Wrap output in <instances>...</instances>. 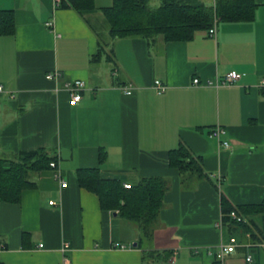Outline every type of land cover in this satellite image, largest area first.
<instances>
[{
    "label": "crops",
    "instance_id": "obj_1",
    "mask_svg": "<svg viewBox=\"0 0 264 264\" xmlns=\"http://www.w3.org/2000/svg\"><path fill=\"white\" fill-rule=\"evenodd\" d=\"M255 1L253 22H219L216 38L203 31L190 42H165L113 41L102 13L113 0H95L96 10L85 14L55 0H0V11L16 20L14 34L0 35V155L48 149L57 157V169L34 175L37 187L24 190L19 204L0 203V263L218 264L209 251L235 239L226 264H264L262 243L217 226L222 195L234 206L264 199V0ZM100 43L113 49V61L93 62ZM50 72L62 76L51 80ZM230 72L241 79L217 87ZM75 80L86 88L73 104L65 85ZM218 127L230 150L211 137ZM181 143L201 158L207 178L169 167V151ZM94 167L130 186L167 180L151 246H134L138 226L79 187L77 169ZM250 220L262 227L261 216ZM150 250L164 255L145 260Z\"/></svg>",
    "mask_w": 264,
    "mask_h": 264
},
{
    "label": "trees",
    "instance_id": "obj_2",
    "mask_svg": "<svg viewBox=\"0 0 264 264\" xmlns=\"http://www.w3.org/2000/svg\"><path fill=\"white\" fill-rule=\"evenodd\" d=\"M151 0H113L112 6L102 9L109 27L110 38L115 41L125 38H142L165 42H190L196 33L208 32L215 18L219 22L247 23L256 19L259 5L255 0H215V6H207L199 0H159L160 5L153 8ZM62 9H73L79 14L96 10L95 0H60ZM16 30L15 14L11 10L0 11V35H11ZM102 45L93 62L104 56L113 61V49ZM106 160V152L101 149L99 163ZM52 162L57 157L48 149L22 151L14 158L0 155V203L19 204L24 190L37 187L33 176L43 171L52 170ZM169 167L177 170L180 176L207 178L201 158H196L183 143L169 151ZM77 183L98 196L101 209L117 213L127 222L136 224L140 236L137 247H149L154 241L155 224L164 205L168 182L162 177H146L125 188L123 181L102 175L100 167L79 168L76 171ZM223 223L233 230L249 233L255 243L264 242V199L258 204L232 205L222 195ZM236 212L249 220L254 216L262 217V227L246 222H237L230 217ZM28 234H23V244ZM6 249L3 245L2 250ZM156 251H144V259L149 261L162 258ZM3 264V263H0Z\"/></svg>",
    "mask_w": 264,
    "mask_h": 264
},
{
    "label": "built area",
    "instance_id": "obj_3",
    "mask_svg": "<svg viewBox=\"0 0 264 264\" xmlns=\"http://www.w3.org/2000/svg\"><path fill=\"white\" fill-rule=\"evenodd\" d=\"M56 5L60 4V0H55ZM218 23L219 20L217 18H215L213 26L210 28V30L208 31V35L211 38H216L217 35V27H218ZM62 76V74L60 72H50L48 73L47 77L51 80H57ZM241 79V75L237 72H230L227 75H225L222 79L217 80L215 85L218 87L220 84L222 85H228V84H233L238 82ZM194 84L198 85L200 84V80L199 79H195L194 80ZM207 85H212V82H208ZM260 87L264 89V78L261 81ZM86 88V83L82 80H75L73 82H69L65 85V89L69 94V97L71 99V102L73 104L78 103L82 100V92L85 90ZM156 88L157 90L161 93L165 90V86H163L160 82H156ZM128 90V89H127ZM126 93H129L130 90L127 91ZM0 92H3V88L0 87ZM226 131L221 128L218 127L215 130L212 131L211 133V137L218 139V141H220V137L222 135H225ZM221 146L225 149L230 150L231 149V145L229 142L227 141H220ZM51 167L53 169H57V163L56 162H52L51 163ZM55 178L57 180H59L62 184V186L66 185V182L64 180H62L59 172L55 173ZM130 185L125 184V188H129ZM50 205H56V203L54 201L50 202ZM230 217L233 220H236L237 222H245L246 219L242 218L241 216H239L236 212H231L230 213ZM218 227H223L224 223L223 220L221 219V221L217 224ZM263 244V243H262ZM260 245L261 248H264V244ZM237 242L235 239H231L230 241H227L224 244H221V246H219L218 250L216 252H211L209 251V254H211L213 257H215L216 261L218 264H226V257L233 253L237 247ZM3 244H0V250H2ZM68 247V244H65V248ZM248 262H252V257L249 256L247 258ZM67 264V262H66Z\"/></svg>",
    "mask_w": 264,
    "mask_h": 264
},
{
    "label": "rangeland",
    "instance_id": "obj_4",
    "mask_svg": "<svg viewBox=\"0 0 264 264\" xmlns=\"http://www.w3.org/2000/svg\"><path fill=\"white\" fill-rule=\"evenodd\" d=\"M150 5H151V7H153V8H157V7H159V5H160V1H159V0H151V1H150Z\"/></svg>",
    "mask_w": 264,
    "mask_h": 264
},
{
    "label": "water",
    "instance_id": "obj_5",
    "mask_svg": "<svg viewBox=\"0 0 264 264\" xmlns=\"http://www.w3.org/2000/svg\"><path fill=\"white\" fill-rule=\"evenodd\" d=\"M65 154V152H63V155ZM134 246H137V244H135Z\"/></svg>",
    "mask_w": 264,
    "mask_h": 264
}]
</instances>
